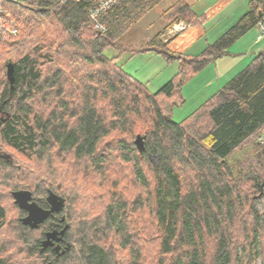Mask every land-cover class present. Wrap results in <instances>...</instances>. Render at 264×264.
I'll return each mask as SVG.
<instances>
[{
  "label": "trees",
  "instance_id": "trees-1",
  "mask_svg": "<svg viewBox=\"0 0 264 264\" xmlns=\"http://www.w3.org/2000/svg\"><path fill=\"white\" fill-rule=\"evenodd\" d=\"M62 1H0V230L9 191L37 202L51 191L65 200V253L40 251L17 223L2 231L14 246L0 247V264H264V50L172 120L185 84L256 26L264 4L250 0L239 22L190 55L163 41L173 23L200 20L183 0L138 48L118 40L161 0L120 1L101 18L103 33L90 19L99 0ZM109 48L154 51L178 70L150 93Z\"/></svg>",
  "mask_w": 264,
  "mask_h": 264
},
{
  "label": "crops",
  "instance_id": "crops-1",
  "mask_svg": "<svg viewBox=\"0 0 264 264\" xmlns=\"http://www.w3.org/2000/svg\"><path fill=\"white\" fill-rule=\"evenodd\" d=\"M250 10V0H213L210 4L205 5L201 14L196 13L200 16L199 22L190 25V28L184 32L185 36L181 41H178L179 36L169 39L164 38L167 41V47L173 53L197 55L207 45L215 42L228 29L239 22ZM190 29L191 31H189ZM152 39L153 37L149 38L148 41L150 42ZM263 42L264 36L261 37L257 26H254L230 46L227 55L207 65L190 79V84L188 82L185 86L187 84L191 86L192 84L194 92L195 90L211 91L213 89L212 93H215L243 70L250 59H253L257 53L262 51ZM147 54L159 56L154 51H148Z\"/></svg>",
  "mask_w": 264,
  "mask_h": 264
},
{
  "label": "rangeland",
  "instance_id": "rangeland-1",
  "mask_svg": "<svg viewBox=\"0 0 264 264\" xmlns=\"http://www.w3.org/2000/svg\"><path fill=\"white\" fill-rule=\"evenodd\" d=\"M15 1L17 3H20L23 0ZM177 1L179 0H161L160 2H158L152 9H150L145 15H143L137 23L128 28L125 34H123L119 38L118 44L129 48H138L147 44L149 42V38L154 37L161 30H164L166 22L163 19V12ZM183 1L188 3L195 13L201 14L205 5L210 4L213 0ZM189 31H191V29ZM178 36V41H181L185 34L181 33L177 35V37ZM263 49L264 42L262 43V50ZM167 50L171 52V49L168 47ZM105 55L109 58L118 57L117 63L121 65L123 70L139 82L145 84L150 93H154L158 89H160L176 74L178 70V64L176 62L167 63L161 56H157L156 54H131L130 52L119 53V51H117L116 49L109 48L108 50H106ZM251 60L252 59L248 61L246 66L251 62ZM189 84H187V86L183 88L184 104L181 107L174 108L173 110L172 120L174 122H180L181 120H183L188 114L195 110L206 97L213 94V89H211V91L195 90L194 92L192 84L191 86ZM153 162H157L155 158ZM4 172L5 171L3 170L0 171L1 177ZM254 264H260V261L258 260Z\"/></svg>",
  "mask_w": 264,
  "mask_h": 264
},
{
  "label": "water",
  "instance_id": "water-1",
  "mask_svg": "<svg viewBox=\"0 0 264 264\" xmlns=\"http://www.w3.org/2000/svg\"><path fill=\"white\" fill-rule=\"evenodd\" d=\"M7 78L9 80L10 86L13 83V66L11 64L7 65ZM135 145L140 152L144 150L142 138L139 136L135 139ZM264 186V180L261 187ZM15 203L21 209H25L27 211V216L22 219V222L25 225H29L32 228L37 227L41 222H43L47 217L53 216L54 213H59L63 210L65 200L60 196L54 194L53 192L49 191L47 196V201L49 204L48 210L41 209L35 203H29L31 199V193L29 191L21 190L12 193ZM64 221V217L61 218V222ZM66 226L60 231H51L48 232L46 235V239L42 242V249H46L50 246H53L54 242H60L63 240V235L66 230ZM65 250H63L61 254H64ZM50 264V263H47Z\"/></svg>",
  "mask_w": 264,
  "mask_h": 264
},
{
  "label": "flooded vegetation",
  "instance_id": "flooded-vegetation-1",
  "mask_svg": "<svg viewBox=\"0 0 264 264\" xmlns=\"http://www.w3.org/2000/svg\"><path fill=\"white\" fill-rule=\"evenodd\" d=\"M0 158L1 159H8V157H6V155L4 153H0ZM0 166H2V165H0ZM21 190L22 189L9 191V193L11 195V198H12V203L13 204H11L10 206L7 207L10 210H8L5 207L7 209L6 215H5V218H6V220H5L6 229L0 230V235L2 234V231L5 232V233H8V234H10V232H12V233L16 232L17 229L11 228V226L12 225H16L17 223H20L24 227H27L28 229L33 231V233H32V237H33L32 241L33 240H34V242H36V240L39 241V247H40L39 249H40V251L43 252L45 250L50 249L51 251L55 252L56 254L61 253L65 249V245H64L65 241H64V239L62 241L58 242V243L54 242L53 246H50V247H48L46 249H42V242L46 239V235L48 234V232H51V231H54V230L60 231V230H62L64 228V222L63 221L61 222V218L64 217V216L61 215L60 213H55V214H53V216L47 217L43 222H41L35 228H32L30 226H27V225L23 224L22 219L27 216V211L25 209H21L14 202V198L12 196L13 192L21 191ZM25 191H28V190H25ZM47 195L45 196L44 201L37 202L34 199V196L31 194V199L29 200V203H35L41 209L48 210L49 205H48V201H47ZM11 206H13V207H11ZM38 237H39V239H38ZM1 238L3 239V241H0V247H13L14 246L13 244H12L13 246L11 244H7L8 242L4 243V241L6 239L9 241L10 238L2 237V235H1Z\"/></svg>",
  "mask_w": 264,
  "mask_h": 264
},
{
  "label": "built area",
  "instance_id": "built-area-1",
  "mask_svg": "<svg viewBox=\"0 0 264 264\" xmlns=\"http://www.w3.org/2000/svg\"><path fill=\"white\" fill-rule=\"evenodd\" d=\"M1 1V0H0ZM68 0L62 1V3L66 2ZM122 0H100L98 5L91 11L90 17L91 19L96 23V27L98 30L103 31V26L99 23L100 18L102 15L109 10L111 7H113L115 4L119 3ZM264 4V0H259ZM258 30L260 31L261 37L264 36V15L262 19L256 24ZM190 28V25L186 24L183 21H179L174 23L168 31L165 33L164 38L169 39L173 38L181 33L186 32ZM9 32L11 34H14L15 31L13 29H10ZM258 144H264V125L262 127L261 133L259 137L257 138Z\"/></svg>",
  "mask_w": 264,
  "mask_h": 264
},
{
  "label": "bare ground",
  "instance_id": "bare-ground-1",
  "mask_svg": "<svg viewBox=\"0 0 264 264\" xmlns=\"http://www.w3.org/2000/svg\"><path fill=\"white\" fill-rule=\"evenodd\" d=\"M99 1H100V0H99ZM99 1H98L97 4L91 9V11H92V10L98 5ZM19 4H20V3H19ZM117 4H118V3H117ZM115 5H116V4H115ZM115 5H114V6H115ZM114 6H113V7H114ZM111 8H112V7H111ZM111 8H110V9H111ZM110 9H109V10H110ZM91 11H90V14H91ZM107 11H108V10H107ZM107 11H106V12H107ZM106 12H105V13H106ZM105 13H104V14H105ZM104 14H103V15H104ZM103 15H102V17H103ZM102 17H101V18H102ZM101 18H100V20H99V23L103 26V28H104L103 31H100V30L97 29V27H96V23H95V22L91 19V17H90V19L92 20V23H93V25L95 26L96 30H97L98 32H100V33H103V32H105V27H104V25H103L102 22H101ZM0 20H2L1 17H0ZM10 24H11V23H10ZM188 25H189V24H188ZM10 29H12V28H10ZM164 35H165V34H164ZM175 37H176V36H175ZM163 41L166 42L165 39H163ZM11 89H12V86H11ZM48 192H49V191H48ZM12 196H13V195H12ZM47 196H48V195H47ZM13 198H14V197H13ZM14 202H15V199H14ZM64 204H65V202H64ZM17 205H18V204H17ZM48 205H49V204H48ZM63 208H64V207H63ZM59 213H60V212H59ZM54 214H55V213H54ZM23 224H24V223H23ZM27 226H29V225H27Z\"/></svg>",
  "mask_w": 264,
  "mask_h": 264
}]
</instances>
